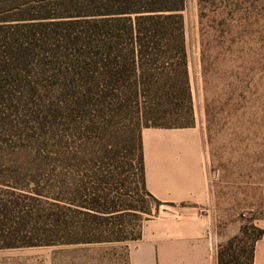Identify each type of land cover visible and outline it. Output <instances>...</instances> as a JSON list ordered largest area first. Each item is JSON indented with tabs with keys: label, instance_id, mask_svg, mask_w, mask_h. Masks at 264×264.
I'll return each instance as SVG.
<instances>
[{
	"label": "rangeland",
	"instance_id": "1",
	"mask_svg": "<svg viewBox=\"0 0 264 264\" xmlns=\"http://www.w3.org/2000/svg\"><path fill=\"white\" fill-rule=\"evenodd\" d=\"M7 12L10 20L26 16ZM183 14L194 87L189 125L202 134L212 259L250 264L255 249L252 264H264V0H186ZM24 24L0 23V59L6 39L37 29ZM44 48L14 75H0V164L29 170L19 184L32 194L22 202L38 212L0 225L48 230L58 198L91 205L100 195L109 206L128 210L87 239L112 242L0 249V264H128L129 244L150 220L172 209L157 205L141 185L134 112L95 103L68 110L53 47ZM44 68L49 73L42 76ZM15 187L0 183V196L24 193ZM40 240L50 236L42 232Z\"/></svg>",
	"mask_w": 264,
	"mask_h": 264
},
{
	"label": "trees",
	"instance_id": "2",
	"mask_svg": "<svg viewBox=\"0 0 264 264\" xmlns=\"http://www.w3.org/2000/svg\"><path fill=\"white\" fill-rule=\"evenodd\" d=\"M185 7L186 0H0V23L24 21L27 30L30 26L37 28L22 38L10 36L5 40L6 57L0 59V75H14L15 69L26 66L39 54L40 47L52 46L57 83L67 99L68 110L95 103L133 111L140 130L141 185L159 206L163 202L146 189L142 131L187 128L193 119L194 87L186 46ZM7 10L26 16L10 20L13 16H8ZM48 73L44 68L41 75ZM3 87L0 84V89ZM28 173L22 166L0 164V183H11L24 192L20 196L11 193L14 199L0 196L1 223L38 216V212L26 210L22 202V197L32 194L19 184ZM81 183L87 191L86 178ZM64 185L70 190L69 183ZM57 201L59 212L50 214L55 225L48 230L21 226L6 230L0 225V249L112 242L87 239L103 233L111 220L128 210L109 206L107 198L100 195L91 205L76 204L72 198ZM42 232L50 240H40ZM254 254L252 249L250 264ZM220 264L225 263L221 260Z\"/></svg>",
	"mask_w": 264,
	"mask_h": 264
},
{
	"label": "crops",
	"instance_id": "3",
	"mask_svg": "<svg viewBox=\"0 0 264 264\" xmlns=\"http://www.w3.org/2000/svg\"><path fill=\"white\" fill-rule=\"evenodd\" d=\"M142 143L146 189L172 210L150 220L129 244L128 264H214L201 131L145 128Z\"/></svg>",
	"mask_w": 264,
	"mask_h": 264
}]
</instances>
